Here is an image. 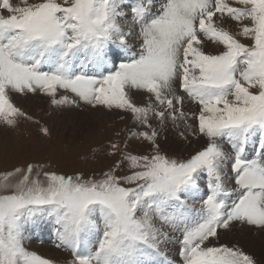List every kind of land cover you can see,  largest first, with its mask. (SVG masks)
I'll return each mask as SVG.
<instances>
[{"label": "snow or ice", "instance_id": "obj_1", "mask_svg": "<svg viewBox=\"0 0 264 264\" xmlns=\"http://www.w3.org/2000/svg\"><path fill=\"white\" fill-rule=\"evenodd\" d=\"M13 94L134 127L110 142L118 158L99 178L33 163L2 174L0 264H57L25 246L41 217L67 264H259L219 238L264 230V0H0V125H40ZM169 121L200 147L162 151ZM173 239L177 260L165 250Z\"/></svg>", "mask_w": 264, "mask_h": 264}, {"label": "rangeland", "instance_id": "obj_2", "mask_svg": "<svg viewBox=\"0 0 264 264\" xmlns=\"http://www.w3.org/2000/svg\"><path fill=\"white\" fill-rule=\"evenodd\" d=\"M225 27L233 32L239 31V26L231 20L225 22ZM243 42L248 43L247 40H243ZM207 50L215 53L218 48L215 45L209 44ZM16 97H21V95L13 94V102L34 118L40 120L41 123L37 125L22 120L15 129H7L0 125V177H2L3 173L13 170L14 167H23L29 163H33L43 165L45 171H55L64 175L83 174L86 178H99L118 158L109 156L110 142L114 140L121 142V144L127 142L128 130L134 127L130 122V117L121 120L120 115L122 114L120 113H107L103 110L93 109L91 106L83 103L79 107L65 106L61 109H53L47 97L29 95L24 96L21 101L16 100ZM136 100L138 103L139 101L142 102L143 96L140 94L138 97L137 95ZM188 102L187 100L185 101L186 111L194 107ZM34 104L37 105L35 106ZM41 125L49 128V136H43L38 131ZM182 126L183 124L181 123L180 127H175L169 121L166 127L160 130L158 142L161 145L162 151L170 155L186 156L190 151H195L200 147L192 137H189L192 140L191 144H188L187 141L185 142L181 138L179 133L183 130ZM118 133L119 135H117ZM174 140L177 141L176 144L179 148L176 151L171 147V142ZM131 143L136 152L143 153L147 151L146 144L140 141ZM187 145H189L188 148L185 147ZM16 179L17 177L10 178V182H15ZM41 179H43V176H41ZM44 223H50V229L49 225L44 229L46 232L43 230ZM51 226L50 220L46 217L38 218L35 224L28 225L25 232V246L39 255H42L38 250L39 247L47 246L54 248L62 252L70 260L72 255L69 251L55 246L57 240L53 229L51 230ZM236 228V231L253 230L252 227ZM236 228H233L230 231L231 233L221 230L219 244H224V236H230L231 240L234 241V229ZM257 232L264 233V231ZM257 232L252 233L253 237L257 236ZM35 233L37 236H35ZM28 237H32L29 242H27ZM165 247L168 254L178 255L179 247L175 244L174 240L168 242ZM42 256L44 257V255ZM257 261L259 264H264V260L262 259ZM57 264L65 263L57 261Z\"/></svg>", "mask_w": 264, "mask_h": 264}, {"label": "bare ground", "instance_id": "obj_3", "mask_svg": "<svg viewBox=\"0 0 264 264\" xmlns=\"http://www.w3.org/2000/svg\"><path fill=\"white\" fill-rule=\"evenodd\" d=\"M208 48V47H207ZM142 95V94H141ZM140 96V94H138V97ZM23 97L24 96H21V97H16V100H19V101H21V99H23ZM39 97V96H38ZM34 99H36V98H34ZM33 99V100H34ZM40 99V98H39ZM43 99V98H42ZM141 99V98H140ZM38 100V99H37ZM24 101V100H23ZM44 101V100H43ZM34 102V101H33ZM188 102V101H187ZM30 103V102H29ZM28 103V104H29ZM139 103H141L140 101H139ZM189 103V102H188ZM23 105H24V103H22ZM35 105V104H34ZM37 105V104H36ZM35 105V106H36ZM30 106V105H29ZM67 107V106H66ZM190 107V106H189ZM194 108V107H193ZM102 112V111H101ZM131 122V121H130ZM183 127V126H182ZM170 128V127H169ZM173 128H175V127H173ZM172 130V129H171ZM175 134V133H174ZM178 140V139H177ZM181 141V140H180ZM186 142V141H185ZM177 143V141H172L171 142V147L176 151V150H178L179 148H178V145L176 144ZM182 143H183V141H182ZM195 143L198 145V146H200V142L199 141H195ZM189 144V143H188ZM180 145V144H179ZM183 145V144H182ZM181 145V146H182ZM188 146L189 145H187V146H185L186 148H188ZM182 149V148H181ZM189 150V149H188ZM47 225H49V229H50V223L49 224H45L44 223V228H43V230L47 227ZM52 227V226H51ZM241 228V227H240ZM253 230L251 231V230H238V231H236L237 230V228L236 229H234L235 231H234V233H235V239H234V241H232L231 240V238H230V236L228 237V236H224V239H225V241H224V244H226V245H228V246H237V247H239V248H241L244 252H247L249 255H251V256H253L256 260H259V259H262V260H264V233H259V232H257V231H264V230H255V228H252ZM51 230H52V228H51ZM44 232H46L45 230H44ZM230 232V231H229ZM233 232V231H232ZM255 233V232H257V236L256 237H253V235H252V233ZM221 233V232H220ZM228 233V232H227ZM226 233V234H227ZM231 233V232H230ZM47 234V233H46ZM45 234V235H46ZM40 236H42L41 234H39ZM238 235H239V237H238ZM30 236V235H29ZM35 236H37V234L35 233ZM47 236V235H46ZM30 238L32 239V237H28V239H27V242H29L30 241ZM233 238H234V236H233ZM232 238V239H233ZM42 239H44L43 238V236H42ZM220 239V238H219ZM174 241H175V244L179 247V244H178V242L175 240V239H173ZM28 244V243H27ZM168 244V243H167ZM52 247V246H51ZM39 252L42 254V255H44V257H46V258H50V259H53V260H55V261H63L65 264L68 262V261H70V260H68L67 259V256L65 257V255H63V253L62 252H59L58 250H56V249H54V248H50V247H47V246H42V247H39ZM165 250H166V247H165ZM168 256H169V258L170 259H172V260H177L178 259V255L177 256H175V255H170V254H168Z\"/></svg>", "mask_w": 264, "mask_h": 264}]
</instances>
